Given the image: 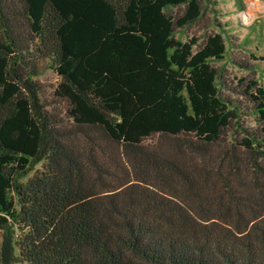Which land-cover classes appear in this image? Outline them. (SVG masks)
Listing matches in <instances>:
<instances>
[{"label":"trees","instance_id":"trees-1","mask_svg":"<svg viewBox=\"0 0 264 264\" xmlns=\"http://www.w3.org/2000/svg\"><path fill=\"white\" fill-rule=\"evenodd\" d=\"M196 4L0 0V264H264V84L233 135L223 39H175Z\"/></svg>","mask_w":264,"mask_h":264},{"label":"rangeland","instance_id":"rangeland-1","mask_svg":"<svg viewBox=\"0 0 264 264\" xmlns=\"http://www.w3.org/2000/svg\"><path fill=\"white\" fill-rule=\"evenodd\" d=\"M198 19L178 30L175 39L180 43H195L193 53L207 46V38L221 37L226 53L211 66L218 72L219 95L239 107V126L232 124L230 132L240 137V130L254 131L256 126L250 107L240 93V81L257 80L264 84V62L255 61L264 56V3L260 0H196ZM171 15L180 18L187 13L184 7L171 9ZM40 99L46 110L63 117L64 103L54 91L59 82L57 74L44 70L34 78Z\"/></svg>","mask_w":264,"mask_h":264}]
</instances>
